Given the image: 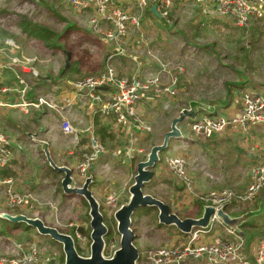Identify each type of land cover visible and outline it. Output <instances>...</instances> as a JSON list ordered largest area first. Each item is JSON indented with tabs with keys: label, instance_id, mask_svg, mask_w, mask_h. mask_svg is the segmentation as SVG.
<instances>
[{
	"label": "crops",
	"instance_id": "obj_1",
	"mask_svg": "<svg viewBox=\"0 0 264 264\" xmlns=\"http://www.w3.org/2000/svg\"><path fill=\"white\" fill-rule=\"evenodd\" d=\"M41 4L44 6L45 0H41ZM60 5H63L62 7L65 9L63 3ZM5 7L11 11V13L17 14V12L13 11L14 6L12 1H0V8ZM180 10H184L186 12L187 19H180L178 14ZM68 12L73 15L87 18L89 31L96 35V37H93L91 34H88V37H90L92 40L85 39V45L87 46H85L83 49L86 55H82L81 50L79 52L76 51L77 48L83 47V44L82 46H80L81 44H73L70 48L65 49L63 43L61 42L63 40L62 37H59L60 41L58 42V46L60 48L55 51L49 47H46L45 45L40 44V38L37 39V37L35 39L32 37H23L25 38L26 43H29L27 48H25L21 42L23 38L19 40L15 36L16 34L11 32L13 28L11 27L12 25H7L9 19L0 17V33H2V37H0V74L3 68L8 69L13 73L11 74V72H8V76L0 80L2 85L11 88V90L4 95L6 102L10 104L0 107V130L8 134L11 138L15 155L12 163L6 168L0 170V175L4 179H13L15 191L18 194H21L23 197L25 196L26 200H28L27 198L34 196L36 189L38 193L41 194L43 188L47 185L45 182H38L37 184L35 179L32 180L31 172L34 169L31 164V159L34 157V159L43 160L40 156L43 153L45 159L47 160L44 145L41 143L47 142L48 150L53 161L58 166H68L73 170L72 187H81L88 178H91L90 190L94 198L97 200L99 206L101 201L104 202L107 207L111 206L119 209L123 204L130 200V188L134 183L130 186L128 192L126 191L124 194L121 193L123 192V185L130 180L131 175L134 174L133 178L136 176L138 164L144 160H147L152 148L158 145L159 141L164 139L165 134L171 129L173 120L179 116L183 109L190 108L192 104H196L198 109L196 117H198L200 108L203 109V114H201V116H235L236 113H238L237 108L241 105L240 101L237 104V100H230L226 105L223 104L220 107L212 106L209 108H202V104L196 101V96L192 93V90H190L191 87L188 88L189 85H191V79L187 75L186 68L183 65L181 66L180 64H174L173 61L167 56L166 58L170 61L168 62L169 64L166 63L168 66L165 65L164 62L160 60L159 56L155 55V53L159 51V47L163 46L162 48L165 49L171 44L174 46V51L178 58L187 60L186 53L188 51H186V48H184V40L185 37L190 40L188 32L191 31L192 33L193 27L202 29L205 25L207 27L212 23L220 22L227 24V26L234 29L242 28V31L250 32L251 29H253L257 24L255 21H258L260 26L264 23V17L253 21L254 23L247 26L249 27L247 29L246 27H238L233 21L219 15V13L214 10V3L199 2L198 0H175L172 10L171 24H168L165 20H161L158 16L156 17V15H152L148 11L140 12L142 17L141 28L137 29L132 27L125 37V44L128 48L127 54L117 55L113 58L112 63L121 75L128 77L137 76L143 80H146L151 76H159L161 83L164 86H169L168 84L165 85L164 82L168 83V76H172L173 73L178 72L180 73L181 81L178 82L177 80L176 93L173 94L175 96L173 97V100L169 97L172 94H167L166 92H156L154 89L143 94L142 98L136 104V109L139 115L142 116V118H144L145 121L152 126V130L145 133L144 135L133 134L129 136L125 133L122 126L116 121L114 116L106 117L101 114L99 109L100 103L97 100L86 96L84 92L77 89L74 85L76 80L84 78V76L97 75L104 69L106 54L112 49L113 45L109 40L106 38L104 39L99 31L92 27L90 18L94 14L93 10H87L83 13H77L75 11ZM9 16L10 15L7 17ZM182 21H185L182 27L185 26L187 28H184L183 31H180L178 29V24ZM101 27L103 29H107L110 27V24L108 22H102ZM70 30H72V28L68 30L69 33ZM182 33L184 34L183 42L178 40L180 38L178 35L181 34L182 37ZM174 35L177 36V39L168 38ZM147 39L150 41L149 43ZM31 41H35L39 48L36 47L35 49V47L31 45ZM141 41L147 44V46H139ZM193 42L195 41H192L191 43ZM162 48L160 49L162 51L161 53L163 56H165V51ZM69 54L71 55V58L70 63L67 64ZM14 56H17L22 60H28L30 62L27 63L28 61H25L21 64L13 63L11 59ZM61 57L63 62L61 68L46 67L47 60L53 61L55 58L59 59ZM194 57L196 59L199 58L196 55ZM80 58L83 59L79 61ZM74 61H79L85 66L83 69H81V73L78 74V76L81 75L78 78H70L68 75L63 73L70 66L71 62ZM200 61L201 64L203 63L201 67H203L204 70L207 69L209 62H203L202 60ZM187 62L189 63L188 60ZM136 65L137 69L135 68ZM164 66H167L166 70H164ZM187 68L189 71H192V64L191 67ZM161 69L164 72H162ZM201 71L203 70L199 69V72ZM58 72L63 73L58 84L55 82L51 86L45 87V81H47L50 76H54L53 73ZM199 72L197 71L195 74L200 75ZM206 73L209 74L210 72L207 70ZM210 75H213V72L210 73ZM21 80H23V82ZM24 87L26 88V92L22 95L20 90ZM257 87L264 88V85H258L255 88ZM106 89L107 88L103 87L100 92ZM240 95L241 94L238 96ZM39 96H43L49 100H52V102L56 104V107H48L46 105H42L41 107L26 105V103H29ZM223 97L224 96H222L221 99ZM201 100L203 101L204 99L202 98ZM209 103L216 104L218 103V99H211L209 100ZM169 106H172L173 108L171 110H166ZM187 120L193 119L187 117L178 123V127L182 133L180 137H182L186 143L183 146L178 144L175 145L173 143L174 141L176 142V140L182 139H170L168 147L165 151H162L164 155L160 156L159 154V160L154 168V177L167 178L177 185V194L172 195L170 200H168L169 202H167L173 212L178 214L181 218H199L205 211L204 204H202L196 195L189 193L184 188L180 187V185L184 184V182L171 174L165 168V166H163L161 159L167 155L183 156L187 161L188 171L191 173L190 165L192 157L185 152L190 146L188 144L197 146H211L212 149V146L216 147L218 144L225 146L226 144L231 143L235 146L234 150L239 151V153H234L232 155L233 158L228 159V166H224L222 168L223 171L221 174L216 169L214 173H211V176L223 179L224 184L222 183L221 185H225L226 187L202 192L199 188L197 176L192 173L191 174L193 177L191 175L190 176L193 179V186L199 194H205L210 191H218L226 188L243 191L252 182L253 172L257 163L259 162L258 160L260 159L261 154L264 152V125L255 126L248 131H242L237 128H229L221 133L216 134V136L213 138L207 139L203 136L193 133L189 128ZM66 121L73 125L75 132H66L64 130L63 125ZM154 124H159L161 129H165L161 133H158V135L154 134ZM92 136H96L99 139L103 145V151L99 154L97 160L91 164L89 170H87L86 174L84 175L79 169V163L84 159L85 153H89L92 150ZM33 142L36 143V146L33 144ZM37 145H39L40 148ZM28 148L30 149L29 154H31L29 158L23 154V151L28 150ZM31 151L34 153H31ZM54 153L55 155L53 158L52 154ZM231 160L232 163L234 162L232 169L235 171L238 170L240 172L235 176H226V172L231 170L229 168ZM238 160L244 164H239ZM213 167L215 168L217 166ZM52 168L53 167L51 165H49V167L44 166V175H46L48 170H52ZM53 171L59 173L63 177L65 175L63 172H58L55 169ZM246 172L247 176L245 177V180L242 182L235 180L237 176ZM44 175L42 177H44ZM208 177L209 174L206 172H203L201 175V179L205 182V184L210 185V181L207 182ZM153 179L150 182L154 181ZM247 179L248 181L246 182ZM149 184L150 183L148 182L145 185L148 186ZM7 187V184L0 183V205L3 209L8 206L6 191ZM212 187H215V185H212ZM38 193L36 192V194ZM62 194L64 199L67 201H72L75 197H77L79 201L85 200L89 204L88 200L83 195L75 192H65L63 190V186ZM263 195L264 189L256 196L253 202H233L228 206V210L226 209V212L232 217L245 215L247 209L251 208V206L255 204L258 197ZM109 197H111L113 200L110 201ZM197 200H199V202H197ZM119 202H122L120 206H118ZM30 205L29 207L34 212H37V207L33 203H30ZM18 207L19 208L17 209L8 208V211L5 209L0 210V212H8L13 215L25 214L19 209L26 208L28 205L26 204ZM13 209H15V214L11 213ZM144 209L158 210V208L155 207H144ZM186 211H188L189 214H187L185 217H182L180 213ZM158 219L156 217V221H158ZM3 220L7 219L0 218V221ZM7 221L12 224L16 223L9 220ZM261 221L264 223V217H261ZM242 223L239 227H241V230L244 228V235L247 241L251 242L252 240L250 235L252 233L247 234L245 229L247 230L249 228L243 226ZM162 226L165 225H161L159 221L158 228H161ZM171 226L176 227V225ZM12 229L24 230L20 228V226L15 227L14 225H12ZM179 232L180 234L176 236L169 235L170 239L164 245L160 246L186 245L189 242V233L185 234L180 230ZM75 233H78V230H76ZM211 236L212 238L216 236L233 238L231 235H227L224 232V227L222 226L212 232ZM211 236H209V238ZM146 239L147 238L145 237L144 240ZM17 244L19 245L22 243ZM8 248L11 249V246H8ZM20 253L21 250H19V254Z\"/></svg>",
	"mask_w": 264,
	"mask_h": 264
},
{
	"label": "rangeland",
	"instance_id": "obj_2",
	"mask_svg": "<svg viewBox=\"0 0 264 264\" xmlns=\"http://www.w3.org/2000/svg\"><path fill=\"white\" fill-rule=\"evenodd\" d=\"M0 1H12V4L14 6L13 11L17 12L18 15L26 14L29 12V10L35 12V8L39 6L37 8L40 16V18L38 19L40 21L39 23L43 24L47 28L56 30L58 35L61 34L60 37H62L63 39L61 42L63 43L65 49L70 48L73 44H81L80 46H82L83 44L84 46L81 48H77L76 51L79 52L81 50L82 55H86L83 49L85 46H87L85 45V39L92 40L90 37H88V34L96 37L94 33L89 31L87 18L83 16L73 15L68 12H72L73 10L68 7L67 0H45L44 6H42L41 0ZM59 3H63L65 9L62 7L63 5L61 6ZM178 14L180 16V19H187V14L184 10H180ZM0 17H5V19H8L5 13L0 14ZM255 22L257 23V30L255 34H251L248 31L244 32L241 30L242 28L234 29L227 26V24H223L220 22L212 23L207 27L205 25L202 29L193 27V32H188L190 40H188L187 37H185L184 40V48H186V51H188L186 53V56L189 63L187 62V60L178 58L174 51V46H172L170 43V46L166 47L165 49L162 48L163 46L159 47L160 49L162 48L165 51V56H163L160 49H158L159 51L156 52L155 55L159 56L160 60L167 66L170 60H168L166 56L169 57L174 64H180L181 66L183 65L186 68L187 75L191 79V85L188 84V88L191 87L190 90H192V93L196 96V101L202 104V108H209L212 106L220 107L223 104L226 105L230 100H237L238 104V95L243 94L242 90L254 86L256 87L258 85H264V23L260 26L258 21ZM183 23H185V21H182L178 24V29L180 31H183L184 28H187L185 26L182 27ZM71 28L72 30H70L69 33L68 30ZM246 28L249 27L246 26ZM183 35V33L182 37L181 34L178 35L180 37L178 39L179 41L183 42ZM0 37H2V33H0ZM168 38L177 39V36L174 35ZM192 41L195 42L191 43ZM21 42L22 45L27 48L29 43H26L25 38H23ZM149 42L150 41L148 40V43ZM31 45L35 47V49L36 47L39 48L38 44L35 41H31ZM141 45L147 46V44H145L143 41L139 43V46ZM195 55L199 58L196 59L194 57ZM201 57L204 59H202ZM200 60H202L203 62H209L207 65V69L204 70V68L201 67L203 63L201 64ZM62 63V57L59 59L55 58L53 61L47 60L46 67L61 68ZM191 64L193 66V69L192 71H189L187 67H191ZM84 67L85 66L81 62L79 63V61H74L71 62L70 66L63 73L68 75L70 78H78L81 76H78V74L81 73V69H83ZM135 68L137 69V65L135 66ZM199 69L203 71L199 72ZM207 70L210 73L213 72V75H210V73L207 74ZM197 71L200 73V75L195 74V72ZM8 72L11 71L3 68L0 74V80L7 77ZM162 72L164 71L162 70ZM63 73H53L54 76H50V78L45 81V87L51 86L55 82L58 84ZM11 74L13 73L11 72ZM174 76H177L178 82L181 81L180 73L175 72L172 74V76H168L169 82H164V84L174 85L172 80ZM162 86L164 85L162 84ZM222 96L224 97L221 99ZM169 97L173 100V97L175 96L171 95ZM202 98L204 99L203 101L201 100ZM211 99H218V103L210 104L209 100ZM35 100H37V98L32 101ZM172 108V106H169L166 110H171ZM202 111L203 109L200 108L198 117L203 114ZM187 122L189 128L191 129V120H187ZM154 125V134L158 135V133H161L165 129H161L159 124ZM0 132L2 131L0 130ZM3 133L6 134L5 132ZM6 135L9 137L8 134ZM179 139L182 140L173 139L176 140V142L174 141L173 143L175 145L178 144L183 146L186 143L185 140L182 137H179ZM163 140L159 141L158 145L162 144ZM33 144L36 146V143L33 142ZM11 145L13 157L7 166H9L15 158L13 143H11ZM188 145L190 146L188 149H186L185 152L192 157L190 171L192 174L197 176L200 190L203 192L213 189H222V187H226L225 185H221L223 183V179L211 176V173H214L216 170L220 172V174L222 173V168L224 166H228V159L233 158L232 155L234 153H239V151L234 150L235 146L231 143H228L225 146H222V144H218L216 146L218 148L212 146L211 149V146H197L191 144ZM37 146L40 148L39 145ZM29 153V148L28 150L23 151V154L27 158L31 156V154ZM31 153L34 152L31 151ZM54 155L55 153L52 154L53 158ZM162 155L164 154L161 152L160 156ZM40 156L43 160L34 159V157H32L31 159V164L34 169L31 172L32 180L35 179L37 184L38 182H45L47 186L43 188L41 194H39L36 189V192L38 194H36L35 192L34 196L27 198L28 207L21 208L19 210H22L26 215L30 217L37 215L34 217L40 218L47 226L54 227L60 232L72 235L78 253L82 256H88L91 253L92 244V218L90 215L89 204L85 200L79 201L77 197H75L72 201H67L66 199H64L62 194L63 176L53 170H48L46 175H44V166L49 167V165L52 164L48 160V158L47 160L45 159L43 153ZM233 164L234 162L232 163L231 160V164L229 165V168L231 170L229 172H226V176H235L240 172L238 170L235 171L234 169H232ZM239 164L244 163L239 161ZM213 166L217 167L214 168ZM203 172L209 174L208 179H206L207 182L210 181V185L205 184V182L201 179V175L203 174ZM188 173L192 176L189 171ZM43 175L44 177H42ZM133 176L134 174L131 175L130 180L123 185L124 188L122 189V194L126 193V191L128 192L130 186L135 183V177L133 178ZM246 176L247 172L237 176L235 180L242 182L243 180H245ZM162 178L163 177H154V181L149 182L150 184L148 186L145 185L144 193L158 197L162 201L167 203L169 202L168 200H170V197L172 195L177 194V185L167 178ZM247 181L248 179L246 180V182ZM212 185H215V187H212ZM180 187L186 190V186L184 184H181ZM197 202H199V200H197ZM30 203H33L37 207V212H34L29 207ZM121 203L122 202H119L118 206H120ZM8 208L17 209L19 207L6 206V208L4 209L8 211ZM4 209L0 205V210ZM15 209H13L11 213L15 214ZM100 209L104 218V224L109 231L108 235H106L104 238L105 247L103 254L106 258H111L114 255L115 251L120 247L121 242V234L118 231V221L115 218V212L118 209L111 206L107 207L106 204L101 201ZM187 214H189L188 211L180 213L182 217H185ZM245 215L246 219L244 221L250 220L252 222L259 223L257 225L261 226V229H245V232L247 234L264 233V223H262L261 221V217H264V195L258 197L255 204L251 206V208L247 209ZM156 217L158 219V210H148L144 209V207L139 208L132 217V229L136 234V240L134 241V244L138 248L141 256L144 252H146V250L164 245L170 239L169 235L176 236L180 234L179 230L175 226H162L161 228H158L159 219L158 221H156ZM11 224L12 223H9L7 220L0 221L1 254H7L8 256H17L19 255V250H21L18 247L19 245L17 243L34 242L37 245L39 256L42 259L49 258L52 264H66V255L61 243L54 240L51 236L40 235L35 228H29L28 231H24L20 229H12L13 224ZM20 228H27V225L21 223ZM242 229L244 231V228ZM76 230H78V233H75ZM2 231L5 233L2 234ZM77 234H80V237ZM145 237L147 238L146 240H144ZM8 246H11V249H9Z\"/></svg>",
	"mask_w": 264,
	"mask_h": 264
},
{
	"label": "built area",
	"instance_id": "obj_3",
	"mask_svg": "<svg viewBox=\"0 0 264 264\" xmlns=\"http://www.w3.org/2000/svg\"><path fill=\"white\" fill-rule=\"evenodd\" d=\"M198 1L214 3V10L224 18L233 21L238 27L249 26L253 21L264 17V0ZM174 4L175 0H67L68 7L77 13L93 10L94 14L90 18L92 27L113 45L106 54L104 69L97 75L76 80L74 85L86 96L97 100L100 103L101 114L106 117L114 116L129 136L144 135L152 130V126L139 115L136 109V104L143 94L154 89L156 92L173 95L176 93L178 78L177 76L172 78L174 85L162 86L159 76H151L146 80L137 76L128 77L118 72L112 60L117 55L127 54L125 37L132 27L141 28L140 12L148 11L171 24ZM102 22H108L110 27L103 29ZM11 61L21 64L28 60L14 56ZM164 69H167V66H164ZM103 87L107 89L100 92ZM10 90V87L0 83V107L10 104L4 98ZM20 92L22 95L25 94L26 88H22ZM238 100L241 105L237 108L238 113L235 116L196 117L191 120L192 132L210 139L229 128L248 131L255 126L264 125V88L246 89ZM26 105L56 107L52 100L43 96H39L37 100L30 101ZM63 128L66 132H75V128L68 121L64 122ZM91 141V152L85 153L84 159L79 163V169L84 175L103 151V145L96 136H92ZM11 143V139L0 132V170L9 164L13 157ZM161 161L171 174L184 182L186 191L196 195L205 208L213 206L215 213L206 227H195L189 233V242L186 245L151 248L142 256L140 255L136 264H264V238L248 242L241 227L228 226L218 214L221 209L226 211L233 202H253L264 189V152L253 172L252 182L243 191L226 188L199 194L193 186V179L188 173L187 161L183 156L167 155ZM0 183L8 185L6 190L8 206L17 207L27 204L26 197L15 191L13 179H4L0 175ZM109 200L113 199L109 197ZM221 226L224 227V232L233 238L223 236L212 238V232ZM19 247L21 253L17 256L0 254V264H52L49 258L42 259L39 256L36 243H22Z\"/></svg>",
	"mask_w": 264,
	"mask_h": 264
},
{
	"label": "water",
	"instance_id": "obj_4",
	"mask_svg": "<svg viewBox=\"0 0 264 264\" xmlns=\"http://www.w3.org/2000/svg\"><path fill=\"white\" fill-rule=\"evenodd\" d=\"M71 55L69 54L67 64L70 63ZM198 112L197 105L192 104L190 108H185L181 111L171 125V129L165 134L164 141L160 145L152 148L147 160L138 164L135 183L131 186V198L123 204L115 213V218L118 221V231L121 234L120 247L115 251L111 258H106L103 254L105 242L104 238L109 231L104 224V218L100 211V206L94 198L91 190V178H88L83 186L72 187L73 170L68 166H58L48 150V143L41 142L44 145V150L51 166L58 172H63L65 175L62 180L63 190L65 192H75L83 195L89 202L91 215V253L88 256H82L76 250L72 235L60 232L58 229L47 226L38 217H28L25 214L13 215L8 212H0V218H5L16 223H24L27 228L37 229L40 235L51 236L54 240L63 245L66 255V264H136L140 259V253L135 246L136 234L132 229V216L140 207H155L159 210V221L161 225L176 227L185 234L190 233L195 227H206L210 223L211 216L215 213L213 206H207L203 215L199 218L186 217L181 218L178 214L172 211L171 207L164 201L154 197L151 194H145L143 188L145 184L150 182L154 177V168L159 160V154L165 151L168 147L171 138H179L181 136L178 123L185 118L195 119ZM219 216L224 222L231 227H239L246 219V215L232 217L224 210L218 211Z\"/></svg>",
	"mask_w": 264,
	"mask_h": 264
},
{
	"label": "trees",
	"instance_id": "obj_5",
	"mask_svg": "<svg viewBox=\"0 0 264 264\" xmlns=\"http://www.w3.org/2000/svg\"><path fill=\"white\" fill-rule=\"evenodd\" d=\"M38 8V7H37ZM35 9V12H32L31 10L25 15V14H14L11 13L6 7L0 8V14H6V16L10 15L8 17L9 22L7 23L8 26L13 27L11 32H14L13 34H16L15 36L20 40L23 37H32L39 39V43L42 45H45L46 47H49L52 50H58L60 47L58 46V42L60 35H58L56 30L50 29L45 27L43 24L39 23L38 20L40 18L38 9ZM257 24L256 26L251 29L250 33L255 34L257 30ZM256 28V29H255ZM247 29V28H246ZM12 34V33H11ZM64 49V48H63ZM82 57V56H81ZM83 59L80 58L79 61ZM80 63V62H79ZM52 170H54L52 168ZM228 210V207L226 208ZM15 227H19V223L13 224ZM243 226L246 228H249V230L252 229H261L259 225L253 223L252 221H245L243 223ZM29 229H25L24 231H28ZM5 232L2 231V234ZM251 240H257L260 238H264V233L260 234H251L250 235Z\"/></svg>",
	"mask_w": 264,
	"mask_h": 264
}]
</instances>
